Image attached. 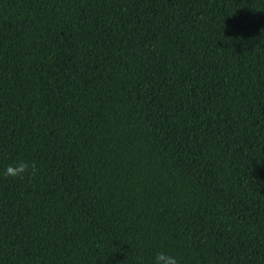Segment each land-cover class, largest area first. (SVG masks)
Masks as SVG:
<instances>
[{"label": "trees", "instance_id": "obj_1", "mask_svg": "<svg viewBox=\"0 0 264 264\" xmlns=\"http://www.w3.org/2000/svg\"><path fill=\"white\" fill-rule=\"evenodd\" d=\"M157 252L264 264V0H0V264Z\"/></svg>", "mask_w": 264, "mask_h": 264}, {"label": "clouds", "instance_id": "obj_2", "mask_svg": "<svg viewBox=\"0 0 264 264\" xmlns=\"http://www.w3.org/2000/svg\"><path fill=\"white\" fill-rule=\"evenodd\" d=\"M28 165L23 162H17V164L13 166H9L6 169L7 174L11 175H19L25 171ZM153 264H177V259L175 256L168 255L165 252H157L153 259Z\"/></svg>", "mask_w": 264, "mask_h": 264}]
</instances>
